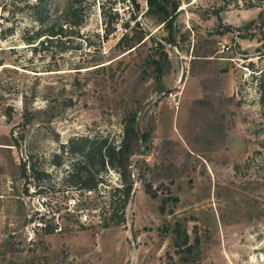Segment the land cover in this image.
Masks as SVG:
<instances>
[{"label":"rangeland","instance_id":"374dc122","mask_svg":"<svg viewBox=\"0 0 264 264\" xmlns=\"http://www.w3.org/2000/svg\"><path fill=\"white\" fill-rule=\"evenodd\" d=\"M144 1L31 0L9 19L13 37L0 45V264H264V0H169L167 24ZM39 29L60 34L33 51L26 41ZM133 115L150 135L129 158L124 221L109 203L101 225L27 246L21 197L33 186L22 164L61 186L73 162L65 155L52 165L61 145L79 136L118 145ZM101 176L114 190L124 184ZM175 228L197 241L191 253L175 246Z\"/></svg>","mask_w":264,"mask_h":264},{"label":"trees","instance_id":"16d2710c","mask_svg":"<svg viewBox=\"0 0 264 264\" xmlns=\"http://www.w3.org/2000/svg\"><path fill=\"white\" fill-rule=\"evenodd\" d=\"M145 1L148 7V14H154L160 17L161 22L164 24H167L172 20L171 14L168 12V6L170 3L169 0ZM133 2H136V0H133ZM73 6L74 5L72 3L71 7L68 8V11L71 10ZM176 7V4L172 6L173 12ZM113 14L116 15V13ZM252 24H254V20L246 24L245 27ZM236 31L239 33L240 29H237ZM49 34L50 35L46 34V32L42 29H39L26 41V45L30 46L28 48H32L33 51H36L37 47L44 50V42L41 38L45 36L54 38L60 33L50 30ZM49 41H52V39H49ZM121 42H123V39L120 40V43ZM139 43L140 41L136 43H126L125 47L129 50L134 48L136 44ZM156 65L158 64L156 63ZM259 102L264 116V78L259 85ZM149 135V133H140L138 131L136 128V117L133 115L123 122V137L118 145L103 136L73 137L66 145H61V153L54 154L52 156V165L61 166L65 155L73 158L71 169L67 172V175L62 182L63 185H43L44 180L49 179L48 173L44 170L36 169L33 165H30L27 169L26 163L22 164V176L28 184L34 187L41 186L50 190H55L56 187L59 189L75 188L91 190L95 189L98 184L103 182L101 174L108 172V170L119 173L120 177L124 181V184H122L121 188H116L110 192V206L113 208L112 218L116 219L118 223H122L124 221V211L132 191V185L127 182V178L130 175L129 158L135 153L140 152L139 145L145 143V141L149 138ZM27 171L30 172L29 175H26V173H28ZM65 183L69 186H66ZM27 191V188L24 189V192L27 193ZM145 192L150 194L151 198H156L155 193H152L150 189H146ZM173 200L174 202L177 201L176 198H173ZM117 204L118 206L116 208L115 206ZM160 210L163 212V205L160 207ZM173 231L175 233L174 244L178 250L181 252L191 253L193 249L197 247V241L193 245L189 244V237L185 231H181L179 228H175Z\"/></svg>","mask_w":264,"mask_h":264},{"label":"built area","instance_id":"2783aa9c","mask_svg":"<svg viewBox=\"0 0 264 264\" xmlns=\"http://www.w3.org/2000/svg\"><path fill=\"white\" fill-rule=\"evenodd\" d=\"M30 1L0 0V45L6 44L13 37L14 25L9 19L13 18L14 10L29 5ZM144 3L147 10L146 1ZM222 49L229 50L225 46H222ZM108 171L116 181H120L119 173ZM113 190L110 183L103 182L91 190L57 187L55 190H50L41 186L29 187L27 193L21 197L24 206V218L20 230L22 240L27 246L33 247L43 237L62 236L81 227L101 225L104 206H109L110 192Z\"/></svg>","mask_w":264,"mask_h":264}]
</instances>
